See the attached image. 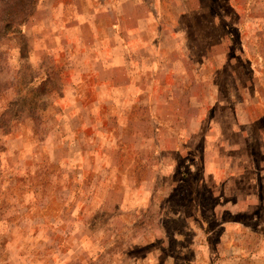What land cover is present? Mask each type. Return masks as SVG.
<instances>
[{
    "label": "rangeland",
    "instance_id": "1",
    "mask_svg": "<svg viewBox=\"0 0 264 264\" xmlns=\"http://www.w3.org/2000/svg\"><path fill=\"white\" fill-rule=\"evenodd\" d=\"M263 136L264 0H0V264H264Z\"/></svg>",
    "mask_w": 264,
    "mask_h": 264
},
{
    "label": "crops",
    "instance_id": "2",
    "mask_svg": "<svg viewBox=\"0 0 264 264\" xmlns=\"http://www.w3.org/2000/svg\"><path fill=\"white\" fill-rule=\"evenodd\" d=\"M238 124L245 125L247 123L243 122ZM221 126H225V124H215V121L211 122L209 128L210 131L208 130L203 134V146L204 153L206 154V157H204L206 175L208 177L210 176L209 178L215 182L213 189L218 188L217 191H223V193H225L231 183L238 184L239 178L244 176V174L240 173V166L234 154H238L240 152H246L247 154L248 151L245 149V145L243 144L247 138V134L245 130L242 129L241 134L238 133L242 137L239 136L237 138L238 140H233L232 138H229V136H227L228 139L223 140L211 132L213 130H218ZM211 142H213V144L217 143L218 145H222L217 153L213 150V155H209L212 149ZM262 147L264 150V136ZM234 192H237V190H234Z\"/></svg>",
    "mask_w": 264,
    "mask_h": 264
}]
</instances>
